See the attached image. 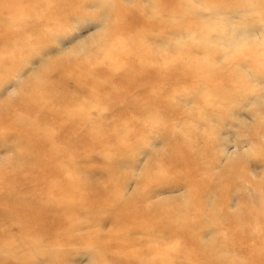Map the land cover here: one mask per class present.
<instances>
[{
  "label": "rangeland",
  "instance_id": "374dc122",
  "mask_svg": "<svg viewBox=\"0 0 264 264\" xmlns=\"http://www.w3.org/2000/svg\"><path fill=\"white\" fill-rule=\"evenodd\" d=\"M0 264H264V0H0Z\"/></svg>",
  "mask_w": 264,
  "mask_h": 264
}]
</instances>
